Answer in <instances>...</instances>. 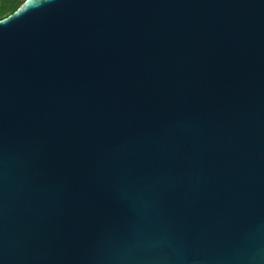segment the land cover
I'll list each match as a JSON object with an SVG mask.
<instances>
[{"label":"water","instance_id":"obj_1","mask_svg":"<svg viewBox=\"0 0 264 264\" xmlns=\"http://www.w3.org/2000/svg\"><path fill=\"white\" fill-rule=\"evenodd\" d=\"M0 264H264V0L0 20Z\"/></svg>","mask_w":264,"mask_h":264},{"label":"trees","instance_id":"obj_2","mask_svg":"<svg viewBox=\"0 0 264 264\" xmlns=\"http://www.w3.org/2000/svg\"><path fill=\"white\" fill-rule=\"evenodd\" d=\"M25 0H0V20L12 14Z\"/></svg>","mask_w":264,"mask_h":264}]
</instances>
